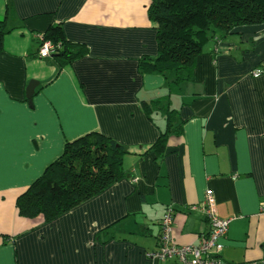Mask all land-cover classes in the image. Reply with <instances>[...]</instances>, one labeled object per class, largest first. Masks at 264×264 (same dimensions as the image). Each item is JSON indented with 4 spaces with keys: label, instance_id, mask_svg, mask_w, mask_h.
Segmentation results:
<instances>
[{
    "label": "crops",
    "instance_id": "obj_1",
    "mask_svg": "<svg viewBox=\"0 0 264 264\" xmlns=\"http://www.w3.org/2000/svg\"><path fill=\"white\" fill-rule=\"evenodd\" d=\"M150 4L0 0V264H176L149 258L160 220L173 208L174 243L200 244L211 229L202 211L208 191L217 215L233 219L221 263L264 260V25L209 44L193 79L177 85L171 74L139 73V60L158 53ZM58 25L89 51L64 68L54 54H39L40 37ZM160 98L186 121L162 160L143 156L166 121L150 120L142 103ZM94 132L128 150L130 178L51 224L20 217L18 197L66 143ZM115 224L117 239L99 240Z\"/></svg>",
    "mask_w": 264,
    "mask_h": 264
},
{
    "label": "trees",
    "instance_id": "obj_2",
    "mask_svg": "<svg viewBox=\"0 0 264 264\" xmlns=\"http://www.w3.org/2000/svg\"><path fill=\"white\" fill-rule=\"evenodd\" d=\"M148 17L158 27V53L139 60V73L171 74L172 82L180 85L193 79L198 58L209 44L225 40L239 28L264 25V0H151ZM5 31L6 22H0L2 36ZM42 37L61 45L54 54L61 68L89 55L85 45L67 39L61 25L50 27ZM142 106L150 120L160 114L166 121L157 142L143 154L155 153L162 160L169 140L184 134L186 121L173 109L170 99L160 98ZM128 154L126 148L99 132L66 143L62 156L18 197L19 216L29 220L43 218L46 224L55 222L130 178L124 168ZM167 209L172 210L174 218L175 210ZM118 234L115 224L99 234V240L107 243L117 239Z\"/></svg>",
    "mask_w": 264,
    "mask_h": 264
},
{
    "label": "built area",
    "instance_id": "obj_3",
    "mask_svg": "<svg viewBox=\"0 0 264 264\" xmlns=\"http://www.w3.org/2000/svg\"><path fill=\"white\" fill-rule=\"evenodd\" d=\"M42 46L39 49L41 58H48L61 45H54L40 37ZM261 71L255 73V77L260 75ZM213 192L208 191L202 204V211L207 216L210 224V232L203 236L200 244L194 246H180L173 240V212L167 209L161 221V234L159 236V247L149 258L159 260L160 262L176 264H222L219 256L224 249V240L228 235L229 225L233 219L223 220L217 215L216 203L213 198ZM248 264H264V260Z\"/></svg>",
    "mask_w": 264,
    "mask_h": 264
},
{
    "label": "water",
    "instance_id": "obj_4",
    "mask_svg": "<svg viewBox=\"0 0 264 264\" xmlns=\"http://www.w3.org/2000/svg\"><path fill=\"white\" fill-rule=\"evenodd\" d=\"M37 83L35 85V83L31 82L28 89H27V98L31 99L33 97V95L35 94V89H36Z\"/></svg>",
    "mask_w": 264,
    "mask_h": 264
},
{
    "label": "rangeland",
    "instance_id": "obj_5",
    "mask_svg": "<svg viewBox=\"0 0 264 264\" xmlns=\"http://www.w3.org/2000/svg\"><path fill=\"white\" fill-rule=\"evenodd\" d=\"M124 168H125V164H124Z\"/></svg>",
    "mask_w": 264,
    "mask_h": 264
},
{
    "label": "clouds",
    "instance_id": "obj_6",
    "mask_svg": "<svg viewBox=\"0 0 264 264\" xmlns=\"http://www.w3.org/2000/svg\"><path fill=\"white\" fill-rule=\"evenodd\" d=\"M57 53V52H56ZM55 54V53H54Z\"/></svg>",
    "mask_w": 264,
    "mask_h": 264
},
{
    "label": "bare ground",
    "instance_id": "obj_7",
    "mask_svg": "<svg viewBox=\"0 0 264 264\" xmlns=\"http://www.w3.org/2000/svg\"><path fill=\"white\" fill-rule=\"evenodd\" d=\"M206 236V235H205Z\"/></svg>",
    "mask_w": 264,
    "mask_h": 264
}]
</instances>
